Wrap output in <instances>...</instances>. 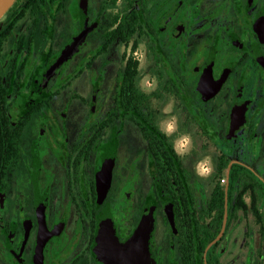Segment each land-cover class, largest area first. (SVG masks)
I'll use <instances>...</instances> for the list:
<instances>
[{
  "label": "flooded vegetation",
  "instance_id": "af4514ba",
  "mask_svg": "<svg viewBox=\"0 0 264 264\" xmlns=\"http://www.w3.org/2000/svg\"><path fill=\"white\" fill-rule=\"evenodd\" d=\"M146 210L150 264H264V0L14 1L0 264H110Z\"/></svg>",
  "mask_w": 264,
  "mask_h": 264
},
{
  "label": "water",
  "instance_id": "95a60500",
  "mask_svg": "<svg viewBox=\"0 0 264 264\" xmlns=\"http://www.w3.org/2000/svg\"><path fill=\"white\" fill-rule=\"evenodd\" d=\"M15 0H0V18ZM80 36L67 46L57 58L46 68L44 79L52 74L62 62L72 54ZM151 210H146L140 223L126 240L120 244L116 238L108 218H103L99 225V241L101 250L107 252L110 258V264H150L149 253V233L152 228Z\"/></svg>",
  "mask_w": 264,
  "mask_h": 264
},
{
  "label": "clouds",
  "instance_id": "9594fccd",
  "mask_svg": "<svg viewBox=\"0 0 264 264\" xmlns=\"http://www.w3.org/2000/svg\"><path fill=\"white\" fill-rule=\"evenodd\" d=\"M204 171H205V172H208V171H209V169H208V168H205V169H204Z\"/></svg>",
  "mask_w": 264,
  "mask_h": 264
},
{
  "label": "trees",
  "instance_id": "16d2710c",
  "mask_svg": "<svg viewBox=\"0 0 264 264\" xmlns=\"http://www.w3.org/2000/svg\"><path fill=\"white\" fill-rule=\"evenodd\" d=\"M17 1H19V0H15V2H17Z\"/></svg>",
  "mask_w": 264,
  "mask_h": 264
}]
</instances>
